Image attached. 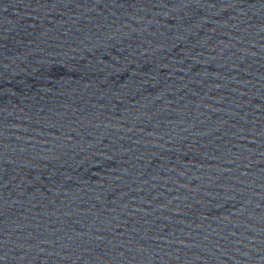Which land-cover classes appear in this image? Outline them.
Listing matches in <instances>:
<instances>
[{
	"label": "water",
	"instance_id": "1",
	"mask_svg": "<svg viewBox=\"0 0 264 264\" xmlns=\"http://www.w3.org/2000/svg\"><path fill=\"white\" fill-rule=\"evenodd\" d=\"M0 264H264V0H0Z\"/></svg>",
	"mask_w": 264,
	"mask_h": 264
}]
</instances>
